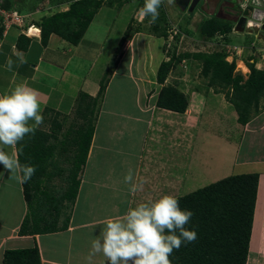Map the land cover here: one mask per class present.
I'll return each instance as SVG.
<instances>
[{
  "label": "crops",
  "instance_id": "crops-1",
  "mask_svg": "<svg viewBox=\"0 0 264 264\" xmlns=\"http://www.w3.org/2000/svg\"><path fill=\"white\" fill-rule=\"evenodd\" d=\"M28 1L29 4H26ZM74 1L3 0L2 4L5 9L18 11L24 25L8 29L0 27V91L11 89L19 82L37 89L44 120L36 128L51 133L54 123L60 124V130L56 131L57 140L71 138L72 134H68L75 120L73 116L78 115V95L85 93L95 97L98 92L103 76H93V73L97 59L112 40L115 20L125 18L124 12L127 13L128 8L132 11L144 5L143 0H127L121 5L116 1L112 5L103 4L77 43L50 34L46 44H42L40 32L37 34L35 30H40L42 19L67 11ZM183 6L176 0L161 2L164 16L170 24L173 23V27L178 23H187L191 26L196 24L198 29L202 22L216 17L232 26L226 39H229L228 43L232 44L230 36L234 34L246 38L248 46L264 41L259 25H245L243 29L236 26L238 14L234 0H200L192 12L183 9ZM104 8L110 11L115 8L119 16H99ZM217 10L222 11L221 15ZM142 18L139 14L135 26L134 23L132 26L130 17L124 28L117 30L120 35L111 42V48H119L116 50L119 52L115 67L107 76V86L93 119L94 133L86 161L78 174L77 195L74 203L61 211L55 232L32 233L28 230L27 234H19L20 226L29 213L20 172L11 173L0 165V172H3L0 176V264L5 250L31 248L34 245L38 247L41 264H105L103 255L90 256V249L94 235L99 234L108 217L122 215L129 207L164 194L175 197L188 194L191 190L186 187L201 178V183L210 184L225 176L241 173L258 174L246 264H264V93L246 124L237 121V113L226 99H223L224 104L211 112L214 114L212 118L205 113L208 105L204 101L199 112L192 109L195 112L193 116L190 110L193 100H187L189 105L184 113L157 107L155 102L162 85L156 82V74L154 77L147 75L149 55L144 57L137 54L139 49L150 51L151 42L148 44L147 41L156 37L144 31ZM144 20L151 26L148 17ZM28 25H33L31 29L34 32L31 34V29L27 31ZM129 27L132 30L121 45L120 41L122 37L125 38ZM22 36L24 38H20ZM170 39L169 36L168 41ZM251 56L249 63L259 59L256 53H251ZM9 58L15 62L11 70L7 66ZM19 58L25 62L20 63ZM162 59L161 62L168 58L164 56ZM262 59L259 63L263 67ZM122 62L125 66L120 69ZM150 65L153 67L152 63ZM125 83L135 89L130 94L129 108L123 105L127 97L123 94ZM111 89H114L116 100H107ZM184 94L187 96L186 92ZM112 101L114 105H110ZM196 101L197 98L194 103ZM114 120L120 122L118 133L113 127ZM100 121L103 128L108 125V137L114 139L123 135V141H106L103 135L98 141ZM133 133L136 135L131 136ZM114 134L115 137H112ZM62 148L64 152L68 151ZM6 150L17 158L15 146H8ZM66 158L55 162L54 155L53 170L51 167L49 169L52 177L66 176L71 166L64 167ZM56 169L59 174H55ZM130 169L136 182H143L142 190L132 191L124 183V176ZM65 223L66 228H61Z\"/></svg>",
  "mask_w": 264,
  "mask_h": 264
},
{
  "label": "trees",
  "instance_id": "trees-1",
  "mask_svg": "<svg viewBox=\"0 0 264 264\" xmlns=\"http://www.w3.org/2000/svg\"><path fill=\"white\" fill-rule=\"evenodd\" d=\"M1 1L2 6L3 0ZM115 1L121 5L125 0H75L67 11L43 18L40 23L41 43L46 44L50 34L77 43L99 7L103 4L112 5ZM158 11L159 17L154 23L151 22L150 28L156 37L165 38L167 29L164 25V12L161 7ZM131 30L132 27L127 29L125 38L120 41L121 45ZM231 31L230 23L216 17L205 20L198 27L199 35L206 40L220 35L226 40ZM225 57V53L219 51L185 52L177 57L169 56L168 60L159 64L156 71V82L162 87L155 105L177 113L185 112L188 106L187 97L173 84H165V80L172 68L190 59L201 65L200 73L207 80V86L225 96L237 113V121L246 124L264 93V65L257 69L255 62L246 61L249 74L244 79L239 73H234V62H227ZM108 74L110 72H106L101 78L95 97L85 93L78 95L77 111L82 122L68 134L72 135L67 147H74L75 153L61 191L51 190L44 185L52 178L49 169L53 164L56 147H64L62 142L67 140L66 137L57 140L56 131L60 130V124L54 123L51 133L36 128L34 135L26 136L15 146L20 163H31L36 167L35 174L27 182L23 181L20 173L29 213L20 226L19 234H27L29 231L55 232L61 211L74 203L79 186L78 174L86 161L94 133L93 119L105 92ZM46 112L48 113V110ZM257 185V173L229 175L177 197L182 209L194 212L186 227L195 229L197 239L182 244L179 250H174L170 256L172 264H246ZM61 228H66V223ZM1 264H41L38 247L34 245L31 248L5 250Z\"/></svg>",
  "mask_w": 264,
  "mask_h": 264
},
{
  "label": "clouds",
  "instance_id": "clouds-1",
  "mask_svg": "<svg viewBox=\"0 0 264 264\" xmlns=\"http://www.w3.org/2000/svg\"><path fill=\"white\" fill-rule=\"evenodd\" d=\"M161 2L144 0L140 15L150 17L154 23ZM19 59L20 63L25 62ZM14 63L11 58L7 60L9 70ZM39 95L37 89L25 82L0 91V165L11 173L19 170L24 182L35 174V165L21 164L6 148L34 135L36 127L43 123ZM124 183L132 191L143 189V182H136L131 169L124 176ZM193 215L192 210L182 209L179 199L170 194L138 203L122 215L108 217L103 222L104 227L91 241L90 256L102 254L105 264H172L170 256L174 250L197 239L195 229L186 227Z\"/></svg>",
  "mask_w": 264,
  "mask_h": 264
},
{
  "label": "rangeland",
  "instance_id": "rangeland-1",
  "mask_svg": "<svg viewBox=\"0 0 264 264\" xmlns=\"http://www.w3.org/2000/svg\"><path fill=\"white\" fill-rule=\"evenodd\" d=\"M31 1V0H30ZM126 1V0H125ZM240 1V0H238ZM29 4V1L26 3ZM130 7V6H129ZM199 7V5H198ZM197 7V10H198ZM108 8V7H107ZM107 8H104V10L102 11V13L99 16H106L107 14L109 16H114L113 14H115L116 16H119L117 14V11L115 8H113V11L108 10ZM183 9H186L188 11V6H183ZM131 9L128 8L126 10L127 13L124 12V14L126 15L123 16L125 18H117V20H115V24H114V28L113 30H115L113 32L112 36V40L110 39L109 41L113 42V39L117 38L120 34H118L117 30L124 28L123 26H125L126 23L129 22L130 17H131V24L134 26L137 22V17H139L140 14V8L135 7L132 9V11H130ZM219 14L221 15L222 11H218ZM130 15V17H129ZM189 16L191 14H188ZM201 16V14H199ZM187 17V16H186ZM204 17H207L206 14H204ZM142 24L144 28V31L149 32L150 34L154 35V33L151 31L150 28V23L146 22L144 18H142ZM166 22L164 23V25H166V29L168 30V32H166V37L165 38H159L158 37H153L152 41H147L148 44H150V46H152L151 50L148 51V49H139V51H137L138 55H143L144 57H147V55H149V59H150V64L152 63L153 67L149 64L148 65V70H147V75H150L151 77H154V75L156 74L157 71V67L159 66V62H161V60H163L162 58H164V56H167V58L171 55H174L175 57H177L179 54L185 53V52H189V53H194L197 51H203V52H213V51H219L222 52L220 46L222 45V42L224 43H228V40H224L219 38L218 36H215L212 43H216V46L214 45H207L208 42L211 43V39L210 40H205L204 37L199 35L198 29L197 27L191 26L189 24H181L178 23L176 27H173L172 24L173 23H169L167 21V19L165 18ZM186 21V20H184ZM173 22V21H172ZM182 22V21H180ZM184 23V22H183ZM141 25V24H139ZM141 27H139L140 29ZM177 30V33L172 32V30ZM37 34L39 32H36ZM30 34V33H29ZM155 36V35H154ZM170 36V40L168 41V37ZM124 37H122L123 39ZM127 40V39H126ZM230 42L232 44H238L240 47L237 51V54H226L225 60L227 62H231L233 61L235 64V70L234 73H239L240 75H242L245 79L247 78L248 74H249V69L246 66V61H249V59L252 57L251 53H256V55H259V59H255L254 60V65L256 68H260L262 66H260V58L262 57V62L264 61V41H262L261 43H258L256 40L255 42H257L256 44H251L250 46H248L245 43V40H247L246 38L240 36V35H232L230 36ZM115 41V40H114ZM228 41V42H227ZM111 42H109V44L107 45V48L105 50H103L102 55L99 57V59H97V63L95 65V72L93 73V76L97 75L99 77L104 76V74L106 72H110L111 70L115 67V60H117V54L119 51V48L117 49V47H112L111 48ZM112 46H114L112 44ZM138 46V45H137ZM245 46H247V48L245 49ZM244 47V49H243ZM113 48L115 50H113ZM257 57V56H256ZM168 60V59H167ZM165 61V60H164ZM124 62H122V64L120 65V69L124 68ZM152 68V69H151ZM248 69V71H247ZM201 65L193 60L190 59H186L182 62H180L179 64H177L174 68H172V70L169 72V77H168V82L166 84H173V86H175L177 89H179L181 92L183 91L186 92L187 94V100L191 101L193 100V103H190V106H193L192 108H190L191 110V115H195V112L193 110H197L199 112L200 110V105H203V101L204 103L207 102L208 105V110L205 111L206 114L211 115V118L213 117L214 114H212L211 112L214 110V108H216L217 106L220 107V105L224 104V100L225 96L222 93H216L214 92L211 88H209L206 84V79L202 77L201 73ZM167 75V76H168ZM108 75H106L107 77ZM175 82V84L173 83ZM124 91L123 94L126 97V100L123 101V105H126L127 108H129L130 105V94H133L135 89L133 87H131L130 85H128L127 83L124 84L123 86ZM116 93V91H115ZM117 94V93H116ZM198 99V101H196L194 103V99ZM116 100V96L114 94V89H111L107 100ZM78 103V100H77ZM113 101L110 103V105H114L112 104ZM109 105V106H110ZM189 105V102H188ZM78 106V105H76ZM117 107V106H116ZM115 108V107H114ZM188 108V107H187ZM193 109V110H192ZM82 111V110H81ZM88 114V113H87ZM202 116H205L202 114ZM74 121L72 123V127L69 129H74L77 126H79L80 122H82V120L78 117V115H74ZM210 117V116H209ZM102 121V119H101ZM100 121L99 125H98V130H97V140H101L102 139V135L105 137L106 141H116L117 143H119V141H123V135H121V138H110L107 135L109 134V131H107L106 125L104 128L102 127V122ZM70 121H68L69 123ZM104 123V121H103ZM187 124V123H186ZM68 125V124H65ZM113 127L114 130H116V132L118 133V130L120 128V122L119 120H114L113 121ZM106 130V131H105ZM211 130V129H210ZM105 132V135L103 134ZM130 135V134H129ZM136 135L135 133L131 134V136ZM126 136V135H124ZM115 137V134L112 136ZM112 139V140H111ZM71 138H67V142H62L64 145V149H68V151L64 152L63 148L61 146L56 147V154L54 151V155H55V162L57 161H61L62 157H66V160L64 161V167H66L67 165H71L72 162V156L75 153L74 147H70L68 148L67 145H69ZM114 143V142H112ZM116 143V145H117ZM60 145V144H58ZM126 145V144H125ZM123 146V143H122ZM208 147L210 146V144L207 145ZM207 147V148H208ZM54 163V160H53ZM53 168V165L51 166V169ZM53 170V169H52ZM55 174H59V170L56 169L55 170ZM241 174H246V173H241ZM235 175V174H234ZM237 175V174H236ZM227 177V176H225ZM224 178V177H223ZM65 176L59 177V176H53L50 180L47 181L46 184L48 188H50L51 190H57V191H61L65 184ZM202 182V178L198 179L197 181H195L194 183H192L191 185H188L186 187L187 190H191L190 192H193L203 186H206L208 183H201ZM215 182V181H214ZM52 192V191H51ZM189 192V193H190ZM186 193H183L182 195H184ZM47 240V239H45ZM48 242V241H47Z\"/></svg>",
  "mask_w": 264,
  "mask_h": 264
},
{
  "label": "water",
  "instance_id": "water-1",
  "mask_svg": "<svg viewBox=\"0 0 264 264\" xmlns=\"http://www.w3.org/2000/svg\"><path fill=\"white\" fill-rule=\"evenodd\" d=\"M177 2L188 6V12H192L200 0H183V2L176 0ZM235 8L238 14V21L236 26L241 29L246 25L257 26L260 28V32L264 34V0H234Z\"/></svg>",
  "mask_w": 264,
  "mask_h": 264
},
{
  "label": "built area",
  "instance_id": "built-area-1",
  "mask_svg": "<svg viewBox=\"0 0 264 264\" xmlns=\"http://www.w3.org/2000/svg\"><path fill=\"white\" fill-rule=\"evenodd\" d=\"M1 2L2 1L0 0V27H2L3 29H8L9 27H12V26H19V27L23 26L24 20H23L22 15L16 10H11V9L9 10V9L3 8L1 6ZM32 27L33 25H28L26 27L27 31H29ZM172 32L176 33L177 31L173 30ZM218 37L223 39L221 35ZM213 39H211V43L210 42L207 43L208 46L210 44L216 46V43H212ZM220 48L223 51V53L236 55L240 47H237L236 45H232L230 43L222 42V45L220 46Z\"/></svg>",
  "mask_w": 264,
  "mask_h": 264
},
{
  "label": "bare ground",
  "instance_id": "bare-ground-1",
  "mask_svg": "<svg viewBox=\"0 0 264 264\" xmlns=\"http://www.w3.org/2000/svg\"><path fill=\"white\" fill-rule=\"evenodd\" d=\"M32 28H33V27H32ZM34 29H35V28H34ZM35 30H36V29H35ZM33 32H34V30L31 29L29 33L31 34V33H33ZM37 32H38V30H37ZM140 57H141V56H140Z\"/></svg>",
  "mask_w": 264,
  "mask_h": 264
}]
</instances>
